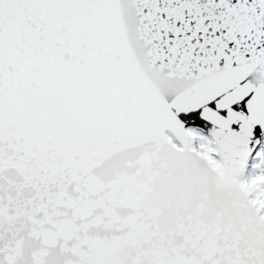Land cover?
<instances>
[{
	"label": "snow or ice",
	"instance_id": "1",
	"mask_svg": "<svg viewBox=\"0 0 264 264\" xmlns=\"http://www.w3.org/2000/svg\"><path fill=\"white\" fill-rule=\"evenodd\" d=\"M0 264H264V0H0Z\"/></svg>",
	"mask_w": 264,
	"mask_h": 264
}]
</instances>
